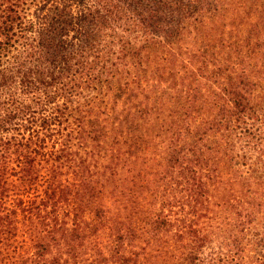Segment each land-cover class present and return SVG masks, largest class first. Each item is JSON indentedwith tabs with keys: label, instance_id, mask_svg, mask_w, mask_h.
I'll return each instance as SVG.
<instances>
[{
	"label": "trees",
	"instance_id": "obj_1",
	"mask_svg": "<svg viewBox=\"0 0 264 264\" xmlns=\"http://www.w3.org/2000/svg\"><path fill=\"white\" fill-rule=\"evenodd\" d=\"M163 132L184 214L112 218ZM0 264H264V0H0Z\"/></svg>",
	"mask_w": 264,
	"mask_h": 264
},
{
	"label": "rangeland",
	"instance_id": "obj_2",
	"mask_svg": "<svg viewBox=\"0 0 264 264\" xmlns=\"http://www.w3.org/2000/svg\"><path fill=\"white\" fill-rule=\"evenodd\" d=\"M169 118L170 116L167 117V123H170ZM143 125L144 124L139 128L140 133L144 131ZM166 134L167 132H163L160 136H157L156 139L144 140L145 142L142 145L146 146L145 152L137 151L135 148H130V153H127V150L125 151L123 159L127 161V165L123 167V171L125 175H129V180H117V177L115 180H111L108 191L104 193L103 198V203H106L109 207L108 214L111 215L112 218L119 215H136L137 217H142L148 213L153 214L155 211H159L160 208H165L166 212L171 213V215L184 214V211H181V206L185 199L182 197L183 193L180 190V186L175 180H172L168 174L165 172L162 174L163 164H156L159 156L164 154L163 151L161 152L164 145H159L158 142L161 139L163 140ZM124 149H127V145H125ZM157 149L158 154H156ZM135 150L136 153L139 154H134ZM138 155L140 156L137 157ZM97 158L104 162L109 161L108 157L102 158V156L100 157V155H98ZM160 159L162 160L161 157ZM133 160L134 162L131 164L133 170L131 168L132 171L126 174V168ZM237 188L241 189L240 186ZM120 192L123 194H120ZM237 193L243 195L245 191L241 190V192ZM223 194L224 190L221 187L217 188L212 201L216 203L222 202ZM246 194H248L247 191ZM185 207H187L186 204ZM213 208L215 211L221 209L220 206L216 205H213ZM117 213H119V215H117ZM85 218L90 222L88 230L91 231V225L94 223L93 213H85ZM111 222L112 219H108L106 224L98 232L91 231L88 233L87 239L89 243L87 242V245L90 253L95 250V244L98 245L99 243L108 241ZM86 225L87 224H85V227ZM18 240V245L23 246H18L20 247L19 251H22V249H29L31 243L27 236H24V238L19 236ZM12 254L18 255V253L15 254V252H12ZM154 262L157 263L155 259L152 260V263Z\"/></svg>",
	"mask_w": 264,
	"mask_h": 264
}]
</instances>
